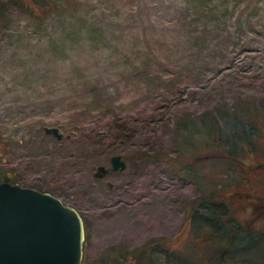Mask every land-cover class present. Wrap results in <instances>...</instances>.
<instances>
[{
	"label": "rangeland",
	"instance_id": "1",
	"mask_svg": "<svg viewBox=\"0 0 264 264\" xmlns=\"http://www.w3.org/2000/svg\"><path fill=\"white\" fill-rule=\"evenodd\" d=\"M236 99L251 102L241 141L175 134L183 116ZM253 106L264 107V0H0V180L79 209L82 264H264V206L249 210L246 190L264 176L244 164L264 162ZM204 201L228 217L207 218ZM225 221L249 244L225 250Z\"/></svg>",
	"mask_w": 264,
	"mask_h": 264
},
{
	"label": "water",
	"instance_id": "2",
	"mask_svg": "<svg viewBox=\"0 0 264 264\" xmlns=\"http://www.w3.org/2000/svg\"><path fill=\"white\" fill-rule=\"evenodd\" d=\"M44 129L63 135L54 125ZM110 162L114 169L126 166L120 153ZM107 171L99 164L94 174ZM84 239L78 208L47 190L0 181V264H82Z\"/></svg>",
	"mask_w": 264,
	"mask_h": 264
},
{
	"label": "trees",
	"instance_id": "3",
	"mask_svg": "<svg viewBox=\"0 0 264 264\" xmlns=\"http://www.w3.org/2000/svg\"><path fill=\"white\" fill-rule=\"evenodd\" d=\"M250 103L251 102L248 101L247 103L244 102V104H242L239 102V100L236 99V101H233L231 103V105H229L228 107H225V106L218 107V110L220 112L218 115H221L222 119H226V122L231 123V124H229L228 130H226L222 124H219V120H216L218 115L211 113V112H204L201 115L194 116V117L183 116V118L180 119L179 123L176 124L177 126H176V133L175 134L177 136H179V135L184 136V138L187 139L186 134L188 132H191V134L189 133V136H190L189 144H192L194 142V140H196L195 137L192 138L191 135H194L197 132H198V134L206 133V135L208 134L209 136H215L216 139H219V140H223V139H225V137L227 138V137L231 136V137H233V140L236 139L237 141H241L242 134H241L240 115L242 116V118H244V116H245V118L248 117V114H249L248 110H249ZM240 105H242V106H240ZM252 109H254V111L259 115L264 113V107L257 110V108H255V106H253ZM209 118L211 119V123L207 122ZM248 126H251V125L247 124V123L244 124V133L245 134H247V133L250 134L249 133L250 131L252 132V128H249ZM184 138L179 139V137H178L176 139L178 142L179 148H180L181 144L185 143ZM189 149H190V146L188 147V151H189ZM153 154L157 157L159 156V154L157 152H153ZM146 156H147V154H146ZM177 156L178 155L176 154V155H174V157H172V156L168 157V158H167V156L165 157V160H167V162H168V166H171L172 168H174V167L176 168L177 163H178V159H176ZM140 157L143 159H146L145 156H143V155H140L139 158ZM0 173H1V170H0ZM6 179L10 180L12 182H18L19 181V178L16 179L13 175H10L8 173H6V174L3 173L2 179L0 181L6 180ZM188 179H193V178L191 175H189ZM199 182L202 183L201 181H199ZM23 185H26V184H23ZM27 186H29V185H27ZM30 186H32V185H30ZM33 187H35V186H33ZM35 188H37V187H35ZM38 189H42V188H38ZM201 203L205 206L204 211L202 210L201 212L207 218L215 217V215H217V211L220 213L223 211V208L221 209V205H223V202H219L218 204H214V203H211V201L210 202L204 201ZM222 213H223L222 216L228 217V214H224L225 212H222ZM220 217L221 216H219L217 218L220 220ZM224 224H226V229L222 230L221 234H219V235L217 234L216 235L217 237H215V238H217L216 241H219L222 245H224L225 250H227V249L230 250L231 248L234 249V246L238 247L239 244H243L245 242L249 244V237H251V235L248 234L247 232L245 234H241L240 229H242V227L239 224H236V223L232 224L229 221H225ZM218 227H221V226L219 225ZM245 237H247V238H245ZM240 238L242 240L245 238L244 240H246V241L243 240L244 241L243 242V241H241ZM241 242H243V243H241ZM119 254L121 257L126 256L125 252H123V251L119 252ZM137 256H138V254H137Z\"/></svg>",
	"mask_w": 264,
	"mask_h": 264
},
{
	"label": "flooded vegetation",
	"instance_id": "4",
	"mask_svg": "<svg viewBox=\"0 0 264 264\" xmlns=\"http://www.w3.org/2000/svg\"><path fill=\"white\" fill-rule=\"evenodd\" d=\"M251 158H252V161L244 162L245 166L249 167V169H251L252 171H256L264 176V162L253 156ZM42 190H45V189H42ZM246 190H247V201H248L249 210L252 209L254 201L259 202L260 205L264 206V186L263 184L261 186H254L252 189L247 187Z\"/></svg>",
	"mask_w": 264,
	"mask_h": 264
}]
</instances>
